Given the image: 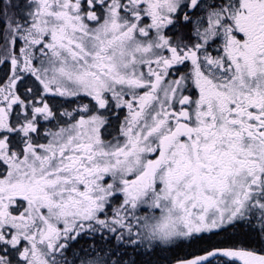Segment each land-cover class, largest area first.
Returning a JSON list of instances; mask_svg holds the SVG:
<instances>
[{
  "label": "snow or ice",
  "instance_id": "6c2138e0",
  "mask_svg": "<svg viewBox=\"0 0 264 264\" xmlns=\"http://www.w3.org/2000/svg\"><path fill=\"white\" fill-rule=\"evenodd\" d=\"M0 264H264V0H0Z\"/></svg>",
  "mask_w": 264,
  "mask_h": 264
}]
</instances>
